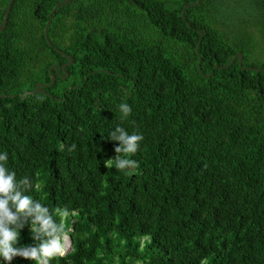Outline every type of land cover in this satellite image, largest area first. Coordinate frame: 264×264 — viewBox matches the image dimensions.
Listing matches in <instances>:
<instances>
[{
    "label": "trees",
    "instance_id": "obj_1",
    "mask_svg": "<svg viewBox=\"0 0 264 264\" xmlns=\"http://www.w3.org/2000/svg\"><path fill=\"white\" fill-rule=\"evenodd\" d=\"M62 1L14 0L0 30V153L69 210L50 264H264V0H70L50 46ZM117 126L144 137L134 170Z\"/></svg>",
    "mask_w": 264,
    "mask_h": 264
},
{
    "label": "clouds",
    "instance_id": "obj_2",
    "mask_svg": "<svg viewBox=\"0 0 264 264\" xmlns=\"http://www.w3.org/2000/svg\"><path fill=\"white\" fill-rule=\"evenodd\" d=\"M119 110L123 118L132 112L131 106L126 103H121ZM110 137L119 144L114 148L115 157L108 161L115 160L118 170H134L137 162L128 159L127 155L138 151L143 135L139 132L129 134L123 127L117 126ZM7 160V153H0V259L5 264H11L15 257L32 260L36 264H50L54 257L65 254L67 231L63 218L68 217L69 210L58 207L52 211L27 195L33 189L31 177L17 180L16 173L6 166ZM54 215L60 216L62 221L57 223ZM26 225L30 228L32 240L38 243L18 246L20 231Z\"/></svg>",
    "mask_w": 264,
    "mask_h": 264
},
{
    "label": "water",
    "instance_id": "obj_3",
    "mask_svg": "<svg viewBox=\"0 0 264 264\" xmlns=\"http://www.w3.org/2000/svg\"><path fill=\"white\" fill-rule=\"evenodd\" d=\"M70 0H64V1H62V2H59L54 8H53V10L51 11V13L49 14V18H48V21H47V23H46V26H45V29H44V37H45V39H46V41L48 42V44L50 45V46H53L50 42H49V40H48V28H49V26H50V23H51V20H52V17H53V15L56 13V10L58 9V7H60V6H63V5H66L68 2H69ZM13 2H14V0H9V2H8V5H7V8H6V10H5V14H4V19H3V22H2V24L0 25V30H3L5 27H6V25H7V22H8V18H9V14H10V11H11V8H12V5H13ZM186 7H184L183 8V12H182V17L184 16V9H185ZM202 37H203V34L201 33V38H200V40H199V42H198V44H197V47H196V50H198V47H199V45H200V43H201V40H202ZM239 59L238 60V63H239V65L241 64V62H242V54L241 53H239V54H237L234 58H233V60H232V62L229 64V65H231L232 63H233V61L235 60V59ZM72 63V59L71 58H68V64H65V65H63L62 66V70L64 71V69H65V66L66 65H70ZM228 65V66H229ZM227 66V67H228ZM55 69L57 68L56 66H53ZM217 68V67H216ZM201 70V67H199V71ZM255 70H257V69H255ZM50 71H51V69H50ZM65 77L67 78L68 77V74L66 73L65 74ZM55 82V76L54 75H51V83L49 84L50 86L53 84ZM47 85H41V84H37V86H36V88H35V91L32 93L33 95H35L36 93H38V92H40L41 91V88L42 87H46Z\"/></svg>",
    "mask_w": 264,
    "mask_h": 264
},
{
    "label": "rangeland",
    "instance_id": "obj_4",
    "mask_svg": "<svg viewBox=\"0 0 264 264\" xmlns=\"http://www.w3.org/2000/svg\"><path fill=\"white\" fill-rule=\"evenodd\" d=\"M63 1H64V0H63ZM261 16H262V14H260V13H256V14H254V17H256V19L259 20V22H260L261 24H263L264 22H263V21L261 22V20H262ZM261 27H264V26L261 25ZM67 64H68V63H67ZM70 248H71L70 240H69V237L67 236V242H66V251H65V254L70 250Z\"/></svg>",
    "mask_w": 264,
    "mask_h": 264
},
{
    "label": "flooded vegetation",
    "instance_id": "obj_5",
    "mask_svg": "<svg viewBox=\"0 0 264 264\" xmlns=\"http://www.w3.org/2000/svg\"><path fill=\"white\" fill-rule=\"evenodd\" d=\"M56 67H57V66H56ZM53 68H54V67H53ZM54 69H55V68H54ZM55 70H56V72H57V68H56ZM61 70H62V67H61ZM62 77H63V78H66V77H65V74H63Z\"/></svg>",
    "mask_w": 264,
    "mask_h": 264
}]
</instances>
